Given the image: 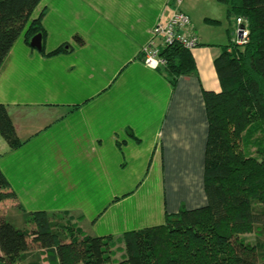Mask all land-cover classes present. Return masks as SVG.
<instances>
[{
  "label": "crops",
  "instance_id": "crops-1",
  "mask_svg": "<svg viewBox=\"0 0 264 264\" xmlns=\"http://www.w3.org/2000/svg\"><path fill=\"white\" fill-rule=\"evenodd\" d=\"M221 4L41 0L29 18L44 13L41 50L23 32L0 66V104L21 142L11 150L0 136V170L15 195L0 214L66 215L83 236L108 237L115 262L124 233L205 206L203 93L220 90L213 61L234 30ZM176 12L190 17L199 45L194 72L173 86L142 64V50Z\"/></svg>",
  "mask_w": 264,
  "mask_h": 264
},
{
  "label": "trees",
  "instance_id": "trees-1",
  "mask_svg": "<svg viewBox=\"0 0 264 264\" xmlns=\"http://www.w3.org/2000/svg\"><path fill=\"white\" fill-rule=\"evenodd\" d=\"M40 1L0 0V66L23 32L27 44L37 34L43 38L44 13L29 23ZM218 1L227 7L228 18L246 21L248 39L242 46L229 41L222 47L213 61L220 90L203 93L206 205L181 208L166 214L160 225L124 233V254L115 262L108 237L83 236L66 215L26 214L24 222L33 225L29 230L0 216V264H264V0ZM159 56L165 64L157 69L173 86L195 70L191 50L177 42ZM0 136L11 150L21 145L1 104ZM14 197L0 170V203ZM58 216L68 223H52ZM245 234H254V242H246ZM31 245L40 251L28 253Z\"/></svg>",
  "mask_w": 264,
  "mask_h": 264
},
{
  "label": "built area",
  "instance_id": "built-area-1",
  "mask_svg": "<svg viewBox=\"0 0 264 264\" xmlns=\"http://www.w3.org/2000/svg\"><path fill=\"white\" fill-rule=\"evenodd\" d=\"M193 25L189 16L176 12L164 24L158 23L151 31V40L143 48V61L150 69L164 66L165 61L159 56L160 50L174 42L186 50H193L199 45L198 37L193 33ZM247 23L240 17L234 18L232 42L242 46L247 42Z\"/></svg>",
  "mask_w": 264,
  "mask_h": 264
},
{
  "label": "rangeland",
  "instance_id": "rangeland-1",
  "mask_svg": "<svg viewBox=\"0 0 264 264\" xmlns=\"http://www.w3.org/2000/svg\"><path fill=\"white\" fill-rule=\"evenodd\" d=\"M220 5V4H219ZM223 4H221V6H218L219 7V9H221V11H223L224 10V6H222ZM234 28V27H233ZM199 32V31H198ZM5 208V206L2 208V213L4 214V212L6 211H4L3 209ZM6 213H7V221L8 222H10L13 226H15V228H26L27 230H29L31 227H33V225H26V223H24L23 221H24V219L26 218L25 216H23V212L21 211V209H12L11 211H6ZM0 216H2L3 217V215L2 214H0ZM4 218V217H3ZM72 219V218H71ZM51 222L52 223H54V224H56L57 223V225H66L67 223H68V218H66V217H60V216H58V217H55V218H52L51 219ZM70 225H72L73 227H75V228H77V224H76V222H75V220L74 219H72L71 221H70ZM246 242H250V243H253L254 242V240H255V236H254V234H245V235H242L241 236ZM113 246V245H112ZM114 246L115 247H117L118 246V244L117 243H115L114 244ZM113 246V247H114ZM39 248L36 246V245H31L30 246V250H29V252L28 253H35V251L37 252V250H38ZM110 254L112 255H115L116 257H117V253H115V251H112L111 250V247H110ZM27 257H28V255H27ZM41 259H43V256H42V258ZM27 260H29V258H27V259H25V263H27ZM21 264H23V263H21ZM45 264V263H44Z\"/></svg>",
  "mask_w": 264,
  "mask_h": 264
},
{
  "label": "water",
  "instance_id": "water-1",
  "mask_svg": "<svg viewBox=\"0 0 264 264\" xmlns=\"http://www.w3.org/2000/svg\"><path fill=\"white\" fill-rule=\"evenodd\" d=\"M42 42V39H41V35L40 34H37L35 36H33L30 40V46L38 51L41 50V43Z\"/></svg>",
  "mask_w": 264,
  "mask_h": 264
}]
</instances>
